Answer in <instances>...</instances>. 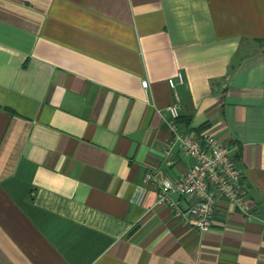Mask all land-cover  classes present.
<instances>
[{
	"label": "crops",
	"instance_id": "obj_1",
	"mask_svg": "<svg viewBox=\"0 0 264 264\" xmlns=\"http://www.w3.org/2000/svg\"><path fill=\"white\" fill-rule=\"evenodd\" d=\"M174 102L236 150L206 231ZM0 264H264V0H0Z\"/></svg>",
	"mask_w": 264,
	"mask_h": 264
},
{
	"label": "built area",
	"instance_id": "obj_2",
	"mask_svg": "<svg viewBox=\"0 0 264 264\" xmlns=\"http://www.w3.org/2000/svg\"><path fill=\"white\" fill-rule=\"evenodd\" d=\"M177 79L183 81L182 75L178 74ZM141 85L145 89L148 86L147 80H143ZM181 108L178 102L167 106V117L164 120L173 133V140L189 158V168L174 182L162 180L158 185L157 196L160 202L172 210L175 218L197 230L206 231L212 227L213 214L219 200H225L243 210L247 207L242 197L241 172L237 165L235 147L211 133L189 134L179 131L177 121ZM145 177L152 180L150 173H146ZM172 194L186 197L190 201L189 205L182 209L172 201Z\"/></svg>",
	"mask_w": 264,
	"mask_h": 264
}]
</instances>
